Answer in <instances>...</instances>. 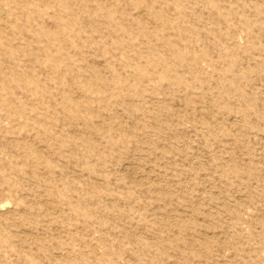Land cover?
<instances>
[{
  "label": "rangeland",
  "instance_id": "1",
  "mask_svg": "<svg viewBox=\"0 0 264 264\" xmlns=\"http://www.w3.org/2000/svg\"><path fill=\"white\" fill-rule=\"evenodd\" d=\"M0 264H264V0H0Z\"/></svg>",
  "mask_w": 264,
  "mask_h": 264
}]
</instances>
